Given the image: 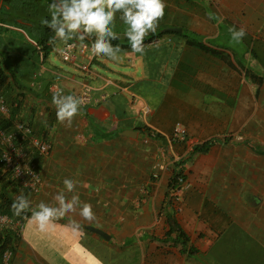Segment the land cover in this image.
Returning a JSON list of instances; mask_svg holds the SVG:
<instances>
[{
	"label": "crops",
	"instance_id": "obj_1",
	"mask_svg": "<svg viewBox=\"0 0 264 264\" xmlns=\"http://www.w3.org/2000/svg\"><path fill=\"white\" fill-rule=\"evenodd\" d=\"M254 8L248 15L242 13L246 18L240 17V24L251 34L247 43L250 50L243 56L248 68L201 41H186L185 46L163 37L147 42L143 52L121 46L119 55L123 59L119 62L96 56L91 71L83 74L73 64L72 71L54 66L50 61L54 51L41 57L38 46L43 44L42 31L35 23H0V69L7 75L9 103L13 98L21 99L23 91L18 83L26 85L30 81L34 88L44 84V91L53 95V88L58 86L63 95L74 96L81 82L92 86L91 103L81 106L72 127L65 128L72 134L77 123V137L81 139L82 149L77 146L78 183L73 192L56 186V174L61 176L63 171L60 167L53 169L54 174L46 173L48 178L37 194L21 188L7 169L0 168V205L23 195L32 209L38 210L41 202L56 207L54 197L60 192L68 199L78 195L81 201L75 212L56 220L46 231H40L31 221L30 211L23 220L22 237L11 246L15 248L11 264H213L211 260L216 257L211 249L221 238L226 244L227 240L245 239L240 245L244 251L248 246L264 250V0H256ZM162 43H167L166 48L161 49ZM110 70L115 78L102 74ZM14 75L19 80L16 83ZM165 78L169 87L164 86ZM211 84L215 93L209 92ZM173 85L176 89H171ZM120 87H126V91ZM211 95L217 102L205 104V98ZM38 117L37 105L29 108L22 104L15 121L31 124ZM178 123L196 141L194 145L214 140L207 151H194L192 147L187 157L183 153L172 170L174 174L185 166L190 181L184 207L174 215L169 205L158 220L144 195L141 208L131 211L133 199L129 189H124L126 185L101 182V174L114 172L118 160L121 164L127 161L130 148L141 142L146 127L159 136L149 137L152 145L169 149L166 136ZM137 127L143 129H138L136 136L120 134ZM36 135L46 139L43 134ZM154 146L151 153L156 151ZM142 156L152 157L147 152ZM167 187H163L166 194L171 190L170 182ZM192 188L196 192H191ZM83 203L92 205V221L80 216ZM168 217H174L188 237L186 250L175 240L178 232L167 234ZM87 226L104 230L110 238ZM191 251L193 254L188 253ZM260 258L264 260V252Z\"/></svg>",
	"mask_w": 264,
	"mask_h": 264
},
{
	"label": "rangeland",
	"instance_id": "obj_2",
	"mask_svg": "<svg viewBox=\"0 0 264 264\" xmlns=\"http://www.w3.org/2000/svg\"><path fill=\"white\" fill-rule=\"evenodd\" d=\"M60 2L61 0H57L58 4H60ZM164 3L166 5L164 9V16L163 19L158 22L156 31H160L163 28L165 32H163L164 34L158 38L159 40L174 38L178 45H185L186 41H201L207 45V47L210 45L215 49L223 50L222 53L224 55H230L238 64H242L246 68L249 67V63L245 62L246 60L243 59L246 51L250 50V46L247 44L249 36L251 35L249 30H246L247 34L243 38L242 42L237 44L232 41L229 29L233 27L237 30L240 28L245 29L244 25L240 24V17L246 18L248 13L253 12L256 0H164ZM244 11L247 15L242 14ZM121 16V12L116 13L115 27L113 30L118 36L123 38L126 36L125 32L128 25L124 23ZM8 19V23L20 24L19 20L16 18L11 20L8 16ZM208 23H210V25L207 26ZM167 27L182 28V32L166 31L165 28ZM208 28H212L213 31ZM26 29L29 30L28 28ZM92 37L96 39L95 33ZM166 44L167 43H162L160 45L161 49L166 48ZM127 49L132 48H126V50ZM50 61L54 66L59 68L69 71L74 70L70 63L62 61L60 57L57 56L55 51L51 53ZM102 65L104 68L105 64L103 63ZM114 68L120 71L122 70L117 67ZM170 69V66H168V69L166 70L169 72ZM102 74L108 78H115V73L111 70L102 71ZM165 79H167V83L164 84V86L169 87V79ZM55 81L49 82L53 83ZM103 81L105 82V80ZM28 82L25 83V87H20L24 92L22 104L24 106H29V108H34L35 105L38 106L39 117L36 121H31V125L36 133L43 134V137L49 140L52 144L50 155L46 158V160L44 159L42 161L43 181L48 178V175H46L47 172L54 174L52 173L53 169L56 167H60L61 169L63 168L61 176L56 174L55 182L59 189H66L63 184L64 179L67 178L77 181V149L81 146V139L77 137V123L74 132H72V134L67 133L65 131L66 126L61 124L56 118V107L52 104L53 94L44 91V84L42 87L34 88L35 85ZM135 86L134 90L138 92L137 84H135ZM175 86L176 85H173L171 89H176L174 88ZM209 92L215 93V85H210ZM41 95L43 96L42 98ZM214 96L215 95H211L210 97L208 96L209 98H205L204 103L207 105H210L211 101L212 103H216L217 97ZM136 102L137 105H141L140 102H138V99ZM9 104L10 103L8 101V105ZM45 121L48 122L47 126H45ZM144 133V138L141 137L139 139L141 142H139L135 147L130 148L128 159H126L127 161L124 160V163L121 164V160H118L119 167L117 166L114 168V172L113 170H108L106 174H101L100 179L101 182L126 185L124 189H129L131 200L133 199V204L129 207L131 211L138 209L139 207L141 208V205H143V198L146 196L150 203L149 206H153L156 217L160 220V217H163L162 213L164 208L170 205L173 214L176 215V213L179 212V207H182L185 204L184 194L189 187L181 192L179 196L174 195L171 190H168L166 194L163 187L168 188L167 184L171 182V178L174 176L172 172L173 168H176L177 162L181 160L182 156H184L182 155L183 153L187 157L188 152L192 147L188 146L186 143H175L170 146L167 141V148L169 147V149L165 150L163 145H159L160 147L158 148L150 143L151 138H149L148 131L146 129L143 134ZM171 133L167 136H170ZM188 138L191 141V144H195L196 141L194 139H191L189 136ZM77 146L79 148H77ZM151 146H154L152 147L154 149L156 148L154 153H151ZM82 147L83 149H86V147ZM144 152L152 155L151 158L147 157L148 159L150 158V160L142 156ZM162 152L164 153V158L168 167L164 172L155 177L153 175L155 173L154 167L158 160L161 161ZM141 158L143 160H141ZM184 167L181 166L179 170L182 171L186 182L189 184L190 181L184 173ZM50 177L52 178L53 175ZM152 186H154L153 192L151 191ZM146 187L149 189L151 188L150 191L142 192L141 189ZM65 192H68L67 189ZM191 192L196 191L192 188ZM214 193L217 192H213V194ZM224 239L225 238H221L218 242H216V245H214L215 247L211 249L212 253L215 252L214 256L216 257L211 260L213 264H264V260L261 259L262 257L260 258L264 252L263 249L248 246V250L246 251L245 249V252L244 248L240 247L245 239H238L232 242L227 240V244ZM249 242L250 241L248 240L247 243L249 244Z\"/></svg>",
	"mask_w": 264,
	"mask_h": 264
},
{
	"label": "clouds",
	"instance_id": "obj_3",
	"mask_svg": "<svg viewBox=\"0 0 264 264\" xmlns=\"http://www.w3.org/2000/svg\"><path fill=\"white\" fill-rule=\"evenodd\" d=\"M49 7L52 19L50 22L43 20L42 23L50 24L55 29L56 37L65 45L68 40L78 39L82 42L95 33L96 39L91 45V54L103 55L119 62L123 59L119 55L121 48L119 45L113 46L110 42L119 39L113 30L116 13L121 12V19L128 25L125 35L130 41L133 52H143V40L150 31L156 32L158 22L163 19L166 5L164 0H61L60 4L53 3ZM229 32L232 41L237 44L241 43L247 34L244 28L237 30L233 27ZM83 47L87 46L83 45ZM57 51L63 54L64 49L58 48ZM83 103V97L63 95L59 91L52 98L57 120L68 128L72 127L73 119L79 114ZM44 123L47 126V122ZM77 183L78 181L67 178L63 181L68 192H73ZM54 199L58 206L53 207L41 202L36 210L30 208V201L21 195L14 200L11 208L13 214L18 217L31 211V221L37 224L40 231H46L56 220L70 212H75L81 205L78 195H72L68 199L64 192H60ZM79 214L88 221L95 218L92 205L89 203L82 204ZM5 255L6 258H10L11 254Z\"/></svg>",
	"mask_w": 264,
	"mask_h": 264
},
{
	"label": "built area",
	"instance_id": "obj_4",
	"mask_svg": "<svg viewBox=\"0 0 264 264\" xmlns=\"http://www.w3.org/2000/svg\"><path fill=\"white\" fill-rule=\"evenodd\" d=\"M94 41L78 39H71L67 41V45L63 42H56L52 51H55L62 61L77 66L83 74H88L91 71V66L96 56L91 54V45ZM151 41L149 43H153ZM144 45L146 43H143ZM71 47H68V46ZM86 45L87 47H83ZM41 57L44 58L43 44L38 46ZM58 48L64 49L63 54L57 51ZM67 57V58H65ZM41 69L43 60H41ZM39 74V73H37ZM36 74V75H37ZM119 89L126 91V87ZM58 86L53 88V92H58ZM131 98L134 95H130ZM76 97H83L84 103L81 106H86L92 101V86L87 82H81L79 93ZM144 110V108H143ZM148 109L145 108V112ZM10 113V106L4 96V92L0 90V115L8 116ZM157 132L149 130V137H154ZM169 145L175 143H186L188 146L193 147L188 138L185 128L181 124H176L171 135L166 136ZM52 150V144L47 139L38 137L31 126L26 121H14L9 128L3 129L0 126V168L7 169L15 182L23 189L37 194L43 184L42 161L46 159ZM161 161L158 160L155 177L164 172L168 165L164 158V153L161 154ZM176 185L171 187V192L179 196L181 192L189 187L185 179L177 177ZM24 223L20 218H15L0 210V236L6 233H12L14 242L23 235ZM14 245V244H13ZM12 243L6 245L0 253V264H11L13 256ZM6 253H10V258H6Z\"/></svg>",
	"mask_w": 264,
	"mask_h": 264
},
{
	"label": "trees",
	"instance_id": "obj_5",
	"mask_svg": "<svg viewBox=\"0 0 264 264\" xmlns=\"http://www.w3.org/2000/svg\"><path fill=\"white\" fill-rule=\"evenodd\" d=\"M0 3H1L0 23L9 24L7 22V20H9L8 16L11 20H14L16 18L19 20V22L25 21V23H28L31 21V22L35 23L36 26H39V28H41L42 37L40 39H41V42L43 43L45 55H48L52 51L53 46L56 44V42L58 40H57V37L55 35V29H53L50 26V24H47V25L43 24L42 21L43 20H48L49 22L51 21L52 16H51V10H50L49 6H50V4H53V3L58 5L57 0H0ZM163 27H165V26H163ZM163 32H165L163 30V28L160 31L157 30L155 33L149 32V34L144 38L143 43L158 39L161 35L164 34ZM110 42L113 46L119 45L120 48H121V46H122V48H131L130 41L128 40V38L126 36H124L123 38L119 37V39L111 40ZM191 42H193V41H191ZM13 80L15 83L19 81L15 77V75L13 76ZM8 86L9 85L7 84V75L2 71V69H0V90L5 93L7 102L9 101L8 100V91H9ZM18 86L25 87L26 85H24V84L19 85V83H18ZM5 90H7V92H5ZM19 97L21 99H14L13 98L11 100V102H10L11 104H9L10 105L9 115L4 117V118H2L0 116L1 128H3V129L9 128L12 125V123L17 119V117L20 113V108L22 105V97H24V94L20 93ZM137 129L142 131L143 128L137 127ZM146 129H147V131L150 130L148 127H146ZM154 137L156 139L159 136L156 133L154 135ZM213 142H214V140L211 139V140L205 141L203 143L196 144L193 146L192 150H194V151H207V149L209 148V146ZM173 175L174 176L171 178L170 186L177 184V181H178L177 177H181V178L185 179V176L181 170L174 172ZM12 203H13V201H10L5 205H0L1 212L8 214L10 216H13L15 218H20L21 220H24V218L30 213V211L22 214L19 217L15 216L13 214V210L11 208ZM30 208H31V206H30ZM167 221H168L169 226H170L169 230L167 231V234L170 235L171 233H173L175 231L178 232V235L176 236L175 240L182 244L183 250H186L188 237H186L185 232L183 230H181L180 226L177 224V221L174 217H168ZM9 243H12V246L15 243L12 233L9 232V233H6V234H3L0 236V253L2 252L3 248H5L6 245H9ZM188 253L193 254L192 251L188 252Z\"/></svg>",
	"mask_w": 264,
	"mask_h": 264
},
{
	"label": "water",
	"instance_id": "obj_6",
	"mask_svg": "<svg viewBox=\"0 0 264 264\" xmlns=\"http://www.w3.org/2000/svg\"><path fill=\"white\" fill-rule=\"evenodd\" d=\"M166 31H174V32H182V28H176V27H167L165 28ZM138 129H125L123 131L120 132V134L122 135H126V136H136L138 133ZM87 228L93 232H96L97 234H99L100 236L109 239L110 235L107 234L104 230L95 227V226H87Z\"/></svg>",
	"mask_w": 264,
	"mask_h": 264
}]
</instances>
